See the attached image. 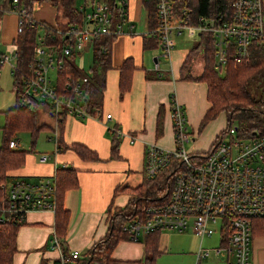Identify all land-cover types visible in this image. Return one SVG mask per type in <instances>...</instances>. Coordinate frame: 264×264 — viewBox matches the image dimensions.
Instances as JSON below:
<instances>
[{"label": "built area", "instance_id": "built-area-1", "mask_svg": "<svg viewBox=\"0 0 264 264\" xmlns=\"http://www.w3.org/2000/svg\"><path fill=\"white\" fill-rule=\"evenodd\" d=\"M155 2L157 29L161 57L169 59L173 49V37L185 35L210 36L214 47L213 68L218 71L230 54L236 62L246 60L250 43L264 39V14L262 0H234L229 14L218 19L198 16L193 24L176 20L171 12L169 0ZM12 0V11L17 16L16 35L21 32L23 18L34 22L28 10H17ZM126 3L121 0V5ZM81 24L70 25L63 34L68 44L59 51L39 44L29 68L21 75L17 92L20 106L26 105L29 112L35 104H45V114L53 121L62 113L85 119L90 115L81 104L82 91L79 83H68L62 93L55 88V72L62 67V58L81 52L86 43L100 35L124 33L121 24L111 28V10L105 2H98L90 9L79 6ZM123 12V11H122ZM123 14V13H122ZM57 33H61L57 28ZM13 49L0 55V66L6 65L10 74L16 66V52ZM54 72V77L50 75ZM35 101V102H34ZM170 119L174 148L164 149L148 145L144 155V174L152 178L162 171L171 159L178 160L166 197L149 204L140 217H134L123 225L122 230L131 241L151 232L190 230L199 238L193 264L208 257H221L226 264H249L250 224L255 218L264 216V135L255 138H240L234 127L225 128L218 136L212 149L202 158H191L184 144L193 142L184 110L176 101H171ZM106 119L110 114L105 115ZM118 138H126L130 144L136 138L112 129ZM11 140L9 148L16 147ZM50 156H39L40 162ZM55 188L52 180L41 178L29 180L17 178L6 186V201L0 205V222L14 218L22 221L29 211L54 212ZM219 235V244L204 248L201 241L205 236ZM54 235V234H53ZM53 248L60 251L59 264H74L80 256L73 250L65 256L58 240L53 236Z\"/></svg>", "mask_w": 264, "mask_h": 264}, {"label": "crops", "instance_id": "crops-1", "mask_svg": "<svg viewBox=\"0 0 264 264\" xmlns=\"http://www.w3.org/2000/svg\"><path fill=\"white\" fill-rule=\"evenodd\" d=\"M124 1L126 4L122 6L121 0H116L115 6L119 13L120 22L115 23L113 29L115 25L121 24L124 33L115 35L116 37L111 43L110 68L104 74L105 89L100 116L98 117L96 114L81 119L66 115L61 122V129L57 130V124L45 114V111H41V107H38L39 116L45 118L42 122L46 126L42 131H48L53 135L48 138L50 143L52 142L51 151L42 152L40 155L46 153L50 158L45 162H40V155L28 153L24 165L10 173L14 180L15 178L29 180L49 178L52 180L57 166L70 167L76 170L77 187L64 193L63 207L69 211L65 236L67 252L76 250L80 255L92 243L105 236L108 218L116 209H121L127 204L130 198L128 190H136V188L144 185L146 179L144 174L145 148L150 144L165 149L174 148L169 113L171 101L179 103L184 110L188 130L194 135V139L199 134L200 121L210 107L206 100V85L204 83L185 81L179 78L180 67L190 50L180 54L172 52L169 59L161 57V54L148 56L151 50L155 49L161 52V49L159 45L151 48L152 46L146 43L148 36L153 35L151 34L152 31H148L147 26L146 32L134 33L136 24L140 22L143 12L145 13L146 24L147 11L143 3L145 0ZM98 2L101 1L76 3V6L78 8L85 4L86 9H90ZM30 13L32 18L38 22L52 26L59 25L56 8L47 0L34 2ZM114 13H116L115 9L114 12L111 11V17ZM16 23L17 16L12 10L2 12L0 16V55L12 51V43L16 37ZM196 36L199 38L197 44L201 45L189 64L191 73L194 75L199 72H195L193 63L197 64L198 58L201 59L203 55L201 35ZM86 45L84 53L86 55V69H81L74 64L87 76L93 63V54L91 43H86ZM82 51L76 56H81ZM126 58L132 59L134 70L130 88L120 97L118 68ZM162 60L166 66L168 63L167 68L161 69ZM3 67L8 66L0 67V76ZM201 67L202 65H200ZM50 75L54 77V72H51ZM159 108L162 111L163 125L162 134L157 138L155 136V122ZM106 114H110L109 119L105 118ZM114 128L136 138L132 144L126 138L116 139L117 158L110 157V146L114 137L111 130ZM224 129L217 131L218 133L216 132L217 135L215 133L213 139L218 137ZM71 143L85 146L90 151L95 152L98 159L96 161L81 160L72 150L68 149ZM59 144L62 146L60 149ZM66 147L68 148L65 149ZM14 180L8 182L7 186ZM115 189L118 190L114 193ZM262 217L253 219L254 222L251 221L250 224L249 264H264V216ZM171 233L177 235L188 233L185 237L187 236L189 240H185L180 246L176 241L170 240ZM53 234L54 213L50 211L27 212L24 216V224L20 225L16 231V251L12 256V264H54L60 258V251L53 248ZM143 236H140L136 241H119L111 252V258L119 261L143 259L145 256ZM212 236H205L201 241V246L204 247L203 240L205 238ZM199 243L198 236L190 230L157 232L158 255L160 253L167 254L170 247L176 244L182 250L180 256L185 264L194 263L195 252ZM211 246L208 248H212ZM200 264H226V260L211 256L201 260Z\"/></svg>", "mask_w": 264, "mask_h": 264}, {"label": "trees", "instance_id": "trees-1", "mask_svg": "<svg viewBox=\"0 0 264 264\" xmlns=\"http://www.w3.org/2000/svg\"><path fill=\"white\" fill-rule=\"evenodd\" d=\"M36 1L38 0H16V9L28 10L29 16L32 4ZM47 1L56 8L59 25L52 26L36 20L30 23L28 19L23 18L21 32L16 35L12 43L16 52V66L11 73L15 104L12 108L1 112L3 124L0 127V205L6 201L7 183L14 180L10 173L21 168L24 165L26 155L30 153L15 147L9 148V142L14 140L15 135L21 131L28 132L33 141L37 134L46 126L44 123H38L40 114L38 113L39 110H37L38 107H41V111L44 112L45 104L37 102L34 110L29 112L26 105L20 106L18 103L19 96L17 92L20 89L21 75L26 72L32 63L39 44L53 48L59 56L60 49L69 42L63 31L70 25H80L82 20L81 13L76 6V0ZM87 1L92 2L94 0H83V2ZM100 1L105 2L111 11L114 12V9L116 10V13L111 17V28L113 29L114 24L120 22L119 13L115 6L116 0ZM233 2L234 0H169L174 17L177 20L185 21L187 24H193L198 16L218 19L222 14H229ZM143 3L147 11V29L148 31H153L158 27L155 2L153 0H145ZM262 3L264 14V0H262ZM9 10H12V0H0V16L2 12ZM56 28L61 33H57L55 31ZM115 37L113 34L100 35L91 41L93 63L87 76L86 73H82L77 69L74 64V58L80 52L63 57L62 67L55 73L57 93H62L68 83H79L82 91L81 104L90 116H95L96 114L98 117L100 116L105 89L104 74L110 68V48ZM146 40V43L152 46L151 48L158 45L160 47L156 34L148 36ZM200 40L203 44L201 71L199 74L194 75L191 73L189 66L201 45L197 44L187 53L179 73L180 80L202 82L206 85V100L210 107L204 113L198 126V131L200 132L209 122L215 120L219 114L223 113L225 128L234 127L238 137L255 138L263 136L264 93L263 95L260 94L259 97H254L247 87L257 80H261L264 83V39H256L250 43L246 60L236 62L229 54L225 64L218 71L213 68L214 47L211 37L201 35ZM133 70L134 66L131 58H126L118 68V91L120 97L131 86ZM64 116H66L65 113H62L60 118L54 121L57 124V130L61 129V122ZM162 125V111L159 108L155 122V136L157 138L162 134ZM111 132L115 138L113 137L110 146V157L117 158L116 139L118 137L113 131ZM217 138L214 139L206 152L212 149ZM68 147L65 149L72 150L83 161H96L98 159L95 152L90 151L81 144L71 143ZM60 148L62 146L59 144ZM206 152L192 154L191 158L199 156L202 158V154ZM177 165L178 160L171 159L169 164L154 178H146L143 186L136 188V190H128L130 198L123 208L116 209L108 218L105 236L92 243L82 255L74 260V264H155V259L158 255L157 232H151L143 236L145 256L141 260L119 261L113 260L110 255L119 241L128 240L126 233L122 230L123 225L134 217H140L143 209L149 204L161 198L162 200L165 199L167 187L170 185ZM76 176L77 173L74 168L64 166H57L52 176V184L55 188L54 235L58 240L61 252L65 256L68 255L65 236L69 211L63 207V197L67 190L77 187ZM117 190L115 189L114 193ZM254 220L252 221L254 222ZM23 224L24 219L17 221L14 218L10 219V221L0 222V264H12V256L16 251V231ZM54 264H59V262L56 261Z\"/></svg>", "mask_w": 264, "mask_h": 264}, {"label": "rangeland", "instance_id": "rangeland-1", "mask_svg": "<svg viewBox=\"0 0 264 264\" xmlns=\"http://www.w3.org/2000/svg\"><path fill=\"white\" fill-rule=\"evenodd\" d=\"M76 3L82 4L83 0H76ZM144 32H146V24H145V13L143 12L140 18V22L136 24V29L134 33H144ZM173 41H174V48L171 51V54L172 52H176L180 54V53H183L184 51L185 53H187L194 45H196L199 42V38L195 36L194 38L189 39L183 34L179 37L174 36ZM86 46L84 47L81 53V56H76L74 59L75 60L74 63L76 64V66L81 69H86V55L84 54L86 51ZM150 54H152V56H159L161 52L159 50L154 49L148 53V56ZM200 65H202V58L201 59L198 58L197 64L195 62L193 63V67L196 73L201 71ZM167 66H168V63H167ZM167 66L166 64H164V60H162L161 69L167 68ZM12 81H13V78L8 70V67H3V69L1 70V76H0V127L3 124V116L1 112L9 108H12L15 104V96L13 93ZM247 89L254 97H259L260 94L263 95L264 93V83H262L261 80H257L251 83L247 87ZM44 120H45L44 117L38 116V123L43 124L42 121ZM225 127L226 126H225L224 115L220 114L215 120H212L211 122H209L207 126L205 127V129H202L199 132V134L195 136L193 143H190V142L185 143L184 148L190 153L207 151L209 145L214 140L213 137L215 133L217 131L219 132ZM52 136H53L52 133L44 130V131H40L37 134L36 138L32 141L31 135L28 132L21 131L17 133L14 137L15 138L14 140L17 141L15 148L29 151L30 153H34L36 155H40V153L42 152H50L52 149V142L50 143L48 138ZM192 137L194 138V135H192ZM0 144H1V131H0ZM186 234L177 235V234L171 233L170 240L172 242L176 241L181 246L183 245L185 240L187 241L189 240L187 236L185 237ZM218 242H219V235L213 234L212 237L205 238L203 240V246L208 248L211 245H214L211 247H215L218 245ZM181 251L182 250L179 248V246L174 244L173 246L170 247L169 252L167 254L160 253L158 255L155 261V264H185L183 259L180 256Z\"/></svg>", "mask_w": 264, "mask_h": 264}, {"label": "bare ground", "instance_id": "bare-ground-1", "mask_svg": "<svg viewBox=\"0 0 264 264\" xmlns=\"http://www.w3.org/2000/svg\"><path fill=\"white\" fill-rule=\"evenodd\" d=\"M62 60H63V59H62ZM57 71H58V70H57ZM160 148H161V147H160ZM145 149H146V148H145ZM164 149H165V148H164ZM189 153H190V152H189ZM195 153H196V152H193V153H191V155H192V154H195ZM144 155H145V152H144ZM156 175H157V174H156ZM156 175H155V176H156ZM155 176H154V177H155ZM154 177H152V178H154ZM152 178H149V179H152ZM127 222H128V221H127ZM122 228H123V227H122ZM156 232H157V231H156ZM159 232H160V231H159ZM128 240H129V239H128ZM130 241H131V240H130Z\"/></svg>", "mask_w": 264, "mask_h": 264}]
</instances>
